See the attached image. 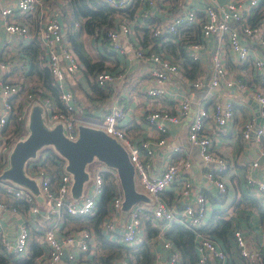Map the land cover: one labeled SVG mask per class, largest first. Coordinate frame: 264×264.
Wrapping results in <instances>:
<instances>
[{"label": "built area", "instance_id": "built-area-1", "mask_svg": "<svg viewBox=\"0 0 264 264\" xmlns=\"http://www.w3.org/2000/svg\"><path fill=\"white\" fill-rule=\"evenodd\" d=\"M101 1L117 11L114 27L107 29L105 41L98 32L85 34V40L106 54L131 53L135 59L150 61L152 67L149 74L153 83H148L145 88L148 96H164L165 89L158 85L170 78H180L189 87L206 86V99L198 103L187 127L189 143L198 146L204 160L218 161L221 167H226L224 159L214 152L212 138L206 133L208 119L217 130H224L234 116L232 101H222L219 97L223 89L228 92L232 90L257 103L259 120L248 119L239 132L243 143L254 141L258 146L263 145L261 155L264 156V0H140V13L131 21L122 13L123 9L132 7L135 0ZM155 15H163V18L158 23L147 21ZM0 17L8 33L21 36L28 35L29 19H34L43 66L48 69L63 105L60 109L49 95L31 91V85L22 80L9 82L0 78V171L5 164L10 144L17 137L12 118L23 120L30 103L37 99L45 108L48 122L63 120L71 136L75 134V122L82 121L100 126L118 139L129 153L138 188L153 199L150 206L136 204L124 226L119 227L117 221L122 194L114 169L102 163H94L91 166L92 179L85 195L74 201L68 196L70 180L62 169L61 160L54 155L51 159L52 153L49 150L42 151L36 160L28 163L27 172L41 177L40 187L45 197L43 206L36 203L30 192L0 180L2 257L10 263L16 259L30 258L33 253L32 243H35L39 253L34 254L33 264H98L95 256L99 250L94 228L81 226L62 229L60 222L64 213L93 215L97 211L104 191V175L107 174L116 185V193L110 201L108 214L101 222L100 229L104 238L118 242L127 249L140 243L145 236L140 213L147 210L157 227L156 234L146 241L153 253L151 264H183L177 246L167 237L172 223H178L193 232L195 264H233L234 258L225 244L208 234L203 227L214 212L236 226L231 236L232 243L245 264H264L261 247H249L235 223L241 217V209L237 207L239 198L230 204H221L219 198L214 207L203 189L195 192L193 200H190L193 190L190 177L192 160L186 149L172 146L160 171L153 174L149 169V158L154 155L157 147L166 142V136L143 139L136 143L121 123L124 106L118 103L101 111L98 117L84 119L76 116V113L83 111L84 103L75 101L66 75L74 77L84 66L72 49L68 30L60 19V5H53L52 0H11L9 4L0 7ZM18 17H22V20ZM135 26L149 29L153 36H159L160 39L143 45L135 34ZM78 27L79 22H74V28ZM192 29H197L198 34L184 44L187 58L200 61L198 52L213 35L220 44L224 43L227 47L218 45L209 51L206 58L209 75H198L195 79L183 74L181 64L184 58L175 60L174 54L165 46L166 41L176 43L181 39H189ZM226 51L233 63L249 64L255 75L253 81H243L230 71L224 62L223 53ZM14 67L17 66L12 57L0 59V72L9 73ZM119 76L117 71L105 68L96 72L93 79L99 87L106 89ZM213 93L217 97L210 101L209 97ZM189 111L190 101L184 95L175 103L173 111L147 110L144 118L147 123L155 126L156 131L165 135L173 125L183 122ZM257 166V159L246 164L243 170L244 185H247L249 191L243 194L250 195L264 206V176L254 174ZM204 176L206 192L209 191L210 196L215 198L226 193L227 183L220 174L206 170ZM212 186L216 190H209ZM15 201H21L26 208H21ZM113 264L127 262L118 259Z\"/></svg>", "mask_w": 264, "mask_h": 264}, {"label": "crops", "instance_id": "crops-1", "mask_svg": "<svg viewBox=\"0 0 264 264\" xmlns=\"http://www.w3.org/2000/svg\"><path fill=\"white\" fill-rule=\"evenodd\" d=\"M10 1L11 0H0V7L9 4ZM136 8L137 10L135 11L134 16L132 15L128 18V20L131 21L137 14L140 13L141 6L138 5ZM153 12L156 11L154 10ZM69 18L65 19L64 21L62 20V23L66 24L68 31H73L77 28H74L73 23V25L68 26L70 21ZM162 18L163 15H155L154 21L158 23ZM18 19L22 20V17H18ZM195 31H197V29H195ZM195 31L192 29V34L189 35V39L187 38V42H190L194 39ZM35 32L36 23L32 17L29 19V33L28 35L24 36L15 33H8L4 29L3 22L0 17V59L12 57L15 60L17 66L16 68L14 67V69L9 73L0 72L1 79L7 80L9 82L22 80L31 86L34 84L41 86V76L36 72V65L39 67L44 66L40 57L41 50ZM141 37H143V35H141ZM156 39H159V37H156ZM156 39H150V42H153ZM80 40L82 41L83 48L85 49L91 61L100 60L103 67L111 71H117L120 76L114 84L109 85L106 89H104L107 94L103 98L100 96L102 100L95 99L94 101H90L89 99L93 97L91 85L94 82V75H92V73L87 70L86 66L83 64L84 69L78 72L74 77L66 75L70 88L73 91L75 101L78 103H84L83 111L76 113V116H80L84 119L98 117L101 111L103 112L105 109L108 110L113 104L118 103L124 106V117L122 118L121 123L126 127L128 134L136 141V143H139L143 139H158L161 136H166V142L157 147L154 155L149 158V169L151 173L157 174L160 171L162 165L170 154L172 146H181L183 149L188 151L192 160L190 177L193 184V190L190 200H193L195 192L204 189L205 194H207L214 207L217 206V204H215L217 200L210 196L209 191L206 192L207 185L204 176V172L206 170L214 171V173L220 174L223 180H225L227 183L226 193L220 198V200H218L221 204L233 203L236 199L240 198L241 195H244L243 193H247L249 191L247 185H244L243 171L249 161L257 159L258 166L255 167L254 174L258 177L264 176V156L261 155V147H263V145L258 146L254 141L243 143L239 132L240 127L248 119L254 118L259 120V117L257 116V103L253 99L251 100L241 97L232 90L230 92H228L227 89H223L221 91L219 97L222 101L227 99L232 101L234 106V116L231 120V123L224 130H217L213 122L208 119L206 133L212 138L214 152L219 157L224 159L226 167H221L218 161H212V166L201 168L193 162L194 145L190 143L189 145H186L185 140L187 139L188 123L191 121L198 103L200 104L206 99V86L201 88L189 87L183 84L180 78H170L158 85L165 89L164 96H148L145 92V88L148 83H153V81L150 80L149 74V70L152 67V63L150 61L135 59L132 57L131 53L115 54L111 52L106 54L95 45L86 42L85 35L83 34L80 35ZM179 42L180 40L176 43H171L177 45ZM218 45H221L222 48L227 49L224 43H219L215 35L205 41L204 46L198 52L201 62L195 60L200 70L197 71L194 76L190 77L191 79H195L198 75H209V64L207 63L206 58L208 57L209 51L214 50ZM169 51L174 52V50ZM223 54H225V64L229 67L230 71L234 75L241 77L242 80L246 82H251L255 79L254 72L249 64H235L229 59L230 56L227 51ZM174 56V59L177 60V56L175 54ZM32 63L33 66H31ZM39 67L37 68L39 69ZM182 72L185 74L183 66ZM184 95L187 96L190 101V111L188 116L183 122L173 125L168 134H160L158 131H156L155 126L150 125L145 121L144 114L147 110L161 109L173 111L175 103H178ZM197 95L198 97L194 99ZM216 97L217 95L213 93L212 96L209 97L210 101L214 100ZM192 102H195L196 104L193 113H191ZM185 123L186 126L185 129H183V125ZM161 150L160 163L158 165L157 159ZM156 168H158V170ZM209 190L216 189L214 186H212ZM246 204V207H250L249 205H251L249 203ZM250 209L251 210H246V212H243L238 223H235L237 226H239L238 228L241 229L248 246L261 247L262 252L264 253V225H262L260 222L256 210L253 208ZM210 212L208 211V214ZM213 215L214 212L211 216ZM60 223L62 225V229H72L75 227L72 220H64L62 218ZM231 223L234 225L232 221ZM31 234L33 239L32 231ZM225 240L226 241L223 240L224 244L225 242L229 243V246L232 249L231 251H228L234 258L233 264H245L244 259L237 253V251L234 250L235 247L232 243V237L229 233L226 235ZM33 241L35 242V240ZM97 245L98 250L100 251L101 247L98 244V241ZM6 262L7 263L5 264H11L8 261Z\"/></svg>", "mask_w": 264, "mask_h": 264}, {"label": "trees", "instance_id": "trees-1", "mask_svg": "<svg viewBox=\"0 0 264 264\" xmlns=\"http://www.w3.org/2000/svg\"><path fill=\"white\" fill-rule=\"evenodd\" d=\"M52 4L60 5L61 21H64L70 17L68 26L73 25L74 22H79V27L77 29L68 31V38L71 42L72 49L78 55L81 63L86 66L87 70L91 72L92 75H95V73L101 69H105L100 60H90L85 49L83 48L80 35L83 33L85 35L98 32L102 35L103 41H105L107 29L114 27V20L116 17L115 14L117 11L101 0H52ZM138 5L141 6V1L135 0L132 7L123 9L124 11L122 14L126 18H129L132 15L134 16L135 11L137 10L136 7ZM154 20V17L147 19L148 22H153ZM134 29L136 30V34L138 38H140L139 40L143 45L149 43L150 39H156V37H154L147 28L135 26ZM197 34L198 31L195 32L194 38L197 37ZM141 35H143V37H141ZM186 42L187 38L181 39L177 45L166 41L165 46L167 50H174V52L171 53L175 54L177 58H184V61L182 62L184 72L189 77H192L200 69L197 62L186 57L184 53V44ZM31 66H33V63ZM37 67L39 66L36 65V72L41 76V86L34 84L33 86H30L29 89L31 91L38 92L41 95H49L61 109L63 105L59 100L58 90L52 83V78L48 69L46 67H39L38 69ZM91 90L93 97L89 99L90 101H94L95 99L102 100V98L107 94L106 91L99 87L95 81L91 85ZM100 96H102V98ZM12 124L14 126L13 129L15 130V133L19 135L23 130V120L13 117ZM53 158L54 156L52 154L51 159ZM115 193L116 185L112 181L111 177L105 174L104 191L101 195L97 211L93 215H69L64 213L62 218L64 220H72L75 227L84 226L94 228L96 239L101 247V250L98 251V254L95 256L96 262L98 264H113V261L118 259L126 260L127 264H151L153 260V253L151 252V246L146 241L150 240L156 234L157 227L154 225L152 221L153 217L149 211L143 210L140 213L142 222L141 226L144 229L145 236L140 243L134 245L133 247L127 249V247L124 245L103 237L100 229L101 222L109 212L110 201ZM167 195H170V193ZM222 196L223 195L215 197L214 199L218 200ZM15 202L18 203L21 208H26V206L21 201ZM246 203L251 204L249 205L250 207H246ZM237 207L241 209V214L246 212V210H251L250 208H253L258 214L260 222L262 225H264V206L261 205L259 201L250 195L249 197L246 195H241L238 200ZM203 227L208 234H211L215 239L218 238L224 245L223 240L226 241V235L229 233L230 236H232L233 229L236 226L233 225L231 221L222 218L219 214L214 213V215L211 216L209 221ZM167 237L170 238L177 246L183 259V264H195V242L192 231L183 228V226L179 225L178 223H172L171 229L167 233ZM225 244L227 249L231 251L232 249L229 246V243L225 242ZM32 251V257L30 256V258L16 259L13 260L11 264H33L34 254L39 253V249L35 243H32ZM7 260L8 259H5L0 255V264L7 263Z\"/></svg>", "mask_w": 264, "mask_h": 264}, {"label": "water", "instance_id": "water-1", "mask_svg": "<svg viewBox=\"0 0 264 264\" xmlns=\"http://www.w3.org/2000/svg\"><path fill=\"white\" fill-rule=\"evenodd\" d=\"M74 128L75 134L71 136L63 120L48 122L43 104L33 100L24 115L22 132L9 146L0 180L30 192L36 203L43 206L45 197L40 187L41 177L30 175L27 166L42 151L49 150L61 160L62 169L70 180L68 196L77 201L85 195L91 182V166L102 163L117 173L122 194L117 225L123 227L136 204L150 206L153 199L138 188L129 153L118 139L89 122L77 121Z\"/></svg>", "mask_w": 264, "mask_h": 264}, {"label": "rangeland", "instance_id": "rangeland-1", "mask_svg": "<svg viewBox=\"0 0 264 264\" xmlns=\"http://www.w3.org/2000/svg\"><path fill=\"white\" fill-rule=\"evenodd\" d=\"M135 32H136V30H135ZM83 35H84V33H83ZM198 95H199V94H198ZM198 95H197L194 99H196V98L198 97ZM195 106H196L195 102H192V104H191V113H193V111H194V109H195ZM188 120H189V118H188ZM186 123H187V122H186ZM186 123L183 125V129H185ZM185 141H186V145H189V141H188V139H186ZM162 150H163V149H162ZM162 150H161V151L159 152V154H158V159H157V163H158V165H159V163H160V155H161ZM193 162L196 163V164H197L199 167H201V168H204V167H206V166H212V164H213L212 161L204 160V159L201 157L200 152H199V148H198L197 145H194V146H193ZM156 169L158 170V168H156Z\"/></svg>", "mask_w": 264, "mask_h": 264}]
</instances>
